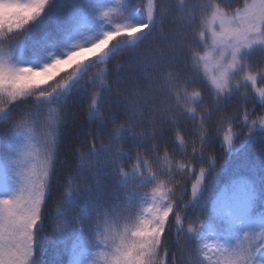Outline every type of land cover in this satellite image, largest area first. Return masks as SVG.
<instances>
[{
    "label": "trees",
    "instance_id": "1",
    "mask_svg": "<svg viewBox=\"0 0 264 264\" xmlns=\"http://www.w3.org/2000/svg\"><path fill=\"white\" fill-rule=\"evenodd\" d=\"M254 2L0 0V264H264V20L201 58Z\"/></svg>",
    "mask_w": 264,
    "mask_h": 264
},
{
    "label": "rangeland",
    "instance_id": "2",
    "mask_svg": "<svg viewBox=\"0 0 264 264\" xmlns=\"http://www.w3.org/2000/svg\"><path fill=\"white\" fill-rule=\"evenodd\" d=\"M264 20V10L260 2H254L244 12L226 13L216 11L208 20L204 38L208 48L201 55L206 76L218 88H228L230 79H235L240 71L239 57L245 50H249L262 42L259 32L255 27ZM249 32V33H248ZM250 82H255V77H249ZM1 202L4 207L12 204L17 197V192L11 189H0ZM169 250L166 252L168 255ZM171 263L166 256L163 264Z\"/></svg>",
    "mask_w": 264,
    "mask_h": 264
}]
</instances>
